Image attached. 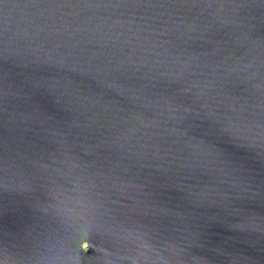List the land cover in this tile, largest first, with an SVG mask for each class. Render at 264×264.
<instances>
[{"label": "water", "instance_id": "obj_1", "mask_svg": "<svg viewBox=\"0 0 264 264\" xmlns=\"http://www.w3.org/2000/svg\"><path fill=\"white\" fill-rule=\"evenodd\" d=\"M0 264H264V0H0Z\"/></svg>", "mask_w": 264, "mask_h": 264}, {"label": "snow or ice", "instance_id": "obj_2", "mask_svg": "<svg viewBox=\"0 0 264 264\" xmlns=\"http://www.w3.org/2000/svg\"><path fill=\"white\" fill-rule=\"evenodd\" d=\"M85 247H87V245H85Z\"/></svg>", "mask_w": 264, "mask_h": 264}]
</instances>
